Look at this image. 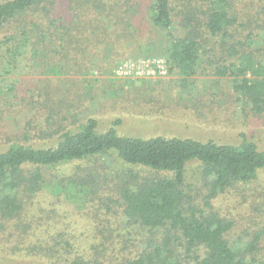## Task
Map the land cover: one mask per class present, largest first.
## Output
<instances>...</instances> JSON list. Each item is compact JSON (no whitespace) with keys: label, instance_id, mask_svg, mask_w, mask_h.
<instances>
[{"label":"trees","instance_id":"1","mask_svg":"<svg viewBox=\"0 0 264 264\" xmlns=\"http://www.w3.org/2000/svg\"><path fill=\"white\" fill-rule=\"evenodd\" d=\"M253 15L241 19L234 0H0V239L14 241V252L24 247L53 264H107L100 257L115 242L109 264H264V229L233 235L235 220L213 204L229 190L259 185L264 149L255 141L244 133L230 144L122 136L114 127L100 132L93 117L78 123L76 104L68 100L73 93H62V80L40 87L22 79L25 73L85 75L92 65L111 75L120 57L164 55L184 90L200 95L191 79L205 71L225 78L246 114L262 121L264 28ZM132 43L137 51L122 55ZM24 105L34 114L19 129L9 117ZM112 151L124 163L165 175L129 169L109 176V167L97 162L58 172L64 163ZM193 162L199 163L194 190ZM56 183L87 187L90 201L107 212L94 224L101 242L87 255L72 253L65 237L52 244L30 239L40 230L31 200Z\"/></svg>","mask_w":264,"mask_h":264},{"label":"rangeland","instance_id":"2","mask_svg":"<svg viewBox=\"0 0 264 264\" xmlns=\"http://www.w3.org/2000/svg\"><path fill=\"white\" fill-rule=\"evenodd\" d=\"M148 1V0H147ZM239 10L241 19L245 13L250 12L259 19V28H264V13L261 6L264 0H234ZM130 55L137 51L132 43ZM123 50L114 54L117 57ZM112 54V53H111ZM141 56V55H138ZM53 73H25L22 79L41 87L48 81L57 85L62 80V93L72 92L76 104L73 109L76 120L86 121L93 117L98 121V130L104 132L114 127L119 135L133 136L148 139L154 136L193 138L200 141L213 140L218 143L238 144L243 140L242 134L255 141L260 149H264V120H254L247 115L240 102L235 101L234 93L228 90V81L225 78L213 76L205 71L193 77V85H198L201 94H196L195 88L184 90L179 81V76L170 73L166 78L128 80L118 79L111 75L102 74L97 67L92 65L89 73L83 75L63 74L61 77ZM60 78V79H59ZM20 87L25 86L21 82ZM124 84V86L122 85ZM205 84V85H204ZM203 86V87H202ZM49 89H53L49 87ZM230 91V92H229ZM216 94V95H215ZM25 106V105H24ZM34 111L28 106L17 108L10 114L9 122L23 128L33 116ZM117 119L120 123L114 124ZM39 130V128H37ZM35 134V132L33 131ZM37 134V133H36ZM39 136V134L36 135ZM36 138H33L34 140ZM37 140V139H36ZM49 140H40L39 144ZM0 144V150L4 149ZM104 163L112 172H126L129 169L141 170L142 175L163 176L165 172H156L148 168L124 163L118 158L117 153L98 156L90 160L74 161L58 166V172L72 174L79 165L87 167L91 163ZM199 163L193 162L189 166L188 181L197 182ZM190 177V179H189ZM259 185L247 184L237 187L232 191L219 195L213 202L215 209L222 216L235 220L233 235H240L252 229H264V169L259 172ZM198 186V184H196ZM46 192H40L31 200V212L38 215L33 222L40 226V230L29 236L35 240L42 238L41 242L53 243L55 236L65 237L72 247L74 254H88L91 245L101 242L94 228L98 218L104 217L105 209L100 210V204L92 203L89 190L83 185L64 187L60 183L47 185ZM194 194V193H193ZM200 200V199H199ZM115 217V216H114ZM116 220V218H111ZM232 235V233H231ZM14 241L0 239V262L7 264H53L47 258L31 257L24 247H18L15 252L12 248ZM115 245H107L108 251L100 259L109 264V256ZM66 248V245L60 249ZM67 250V249H66ZM111 259V257H110Z\"/></svg>","mask_w":264,"mask_h":264},{"label":"built area","instance_id":"3","mask_svg":"<svg viewBox=\"0 0 264 264\" xmlns=\"http://www.w3.org/2000/svg\"><path fill=\"white\" fill-rule=\"evenodd\" d=\"M170 62L164 55L124 56L116 60L112 77L128 80L160 79L170 74Z\"/></svg>","mask_w":264,"mask_h":264}]
</instances>
